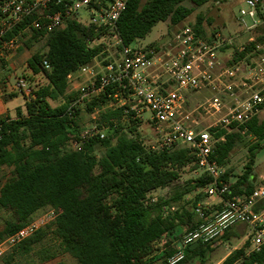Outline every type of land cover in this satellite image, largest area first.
Returning a JSON list of instances; mask_svg holds the SVG:
<instances>
[{"label":"trees","instance_id":"1","mask_svg":"<svg viewBox=\"0 0 264 264\" xmlns=\"http://www.w3.org/2000/svg\"><path fill=\"white\" fill-rule=\"evenodd\" d=\"M141 1L128 0L116 24L115 34L124 46L144 39L159 22L177 25L184 21L193 10L183 6L184 2L201 7L208 0H146L144 4ZM202 23L203 18L198 16L189 27L205 38ZM260 32L255 43L263 44L264 29ZM26 37L27 49L45 38L46 51L33 53L27 65L46 83L31 89L24 111L14 118H0V169H11L10 177L0 186V210L8 214L0 224V243L25 226L40 209H53L55 218L48 227L37 230L5 253L1 264H15L16 255H28L50 227L63 250L78 264H144L156 243L168 234L171 239L162 256L167 264L178 248L179 241L173 244L174 239L199 225L192 210L186 208L184 197L205 187L209 179L203 176L189 180L175 187L168 198H149L150 192L169 188L178 181L184 167L196 169L192 154L183 147L151 151L136 133L141 123L122 122V108L101 110L106 102L104 97L91 102L86 110H100L98 122L115 126L105 139L91 141L81 151L67 149L68 141L77 136L80 128L79 111L67 114L73 98L67 93V76L99 56L113 42V34L72 20L49 34L31 31ZM102 37L109 42L101 41ZM254 45L249 44L246 52L238 53L236 60L248 59ZM49 101L58 104L52 107ZM215 131L217 138L223 137L215 149L220 167L237 143L249 137L254 139L247 146L250 160L245 171L229 185L232 195L249 194L254 190L251 165L264 147V117L255 116L244 126L231 127L229 131ZM96 148L103 150L99 157L94 154ZM221 180L227 183V172ZM200 199L201 195H196L191 207ZM246 233V225L229 227L216 239L217 245L240 240ZM197 243L193 249L190 245L184 247V257L176 264H191L194 260L206 264L214 249L213 242ZM247 247L248 242L231 251L220 264H264V248L247 253Z\"/></svg>","mask_w":264,"mask_h":264},{"label":"built area","instance_id":"2","mask_svg":"<svg viewBox=\"0 0 264 264\" xmlns=\"http://www.w3.org/2000/svg\"><path fill=\"white\" fill-rule=\"evenodd\" d=\"M127 2L0 0V63L19 50L23 35L31 31L49 34L72 20L84 24L78 17L82 10L87 11L90 22L84 25L113 34V42L91 63L67 76V93L73 96L67 114L79 111V119L87 105L104 97L106 102L101 110L122 108V122H145L152 127L156 138L148 147L151 151L189 149L196 166L193 172L197 178L209 179L205 187L196 189L201 199L192 212L199 222L198 228L213 227L216 235L234 225H246L247 253L260 252L264 248V187L254 188L247 195L231 194L229 185L221 180L224 170L215 160L216 144L223 140L222 136H215V129L229 131L231 127L244 126L264 109V43H255L260 29H264V0H242L244 5L237 18L242 31L234 36L205 39L186 26L166 51L122 45L115 34L116 24ZM249 44L255 45L250 48L248 59L236 60ZM227 50L231 55L224 59ZM43 66L48 68L45 61ZM14 87L29 100L32 88L24 78L16 79ZM200 92L207 93V97L196 106L198 113L192 118L190 111L184 110L186 96ZM146 110L150 112L147 119ZM99 112L95 108L89 113L91 121L86 125L78 120V134L67 143L71 151H81L91 141L105 139L115 126L100 124ZM202 115L213 116V123L203 126L199 119ZM54 217L31 219L6 237L0 243V258ZM196 233L192 229L181 235L178 252L167 263L183 258V248L198 242L189 238ZM169 239L168 234L162 236L155 250L160 248L158 251L164 252Z\"/></svg>","mask_w":264,"mask_h":264},{"label":"rangeland","instance_id":"3","mask_svg":"<svg viewBox=\"0 0 264 264\" xmlns=\"http://www.w3.org/2000/svg\"><path fill=\"white\" fill-rule=\"evenodd\" d=\"M146 0H142L141 4H144ZM242 0H208L206 4H204L201 7H194L189 2H184L183 6L187 8H192V13L188 18H186L184 21L177 25H171L168 21L166 22H159L157 23L151 30V32L142 40H138L135 43H133L131 46L134 48H144V47H156L160 50H168L170 45L173 43L176 34L183 29L186 26H192L196 23L197 17L201 16L203 18L202 28L204 31L205 38L214 37L215 35H220L224 38H229L231 36H234L235 34L242 31L237 18H238V11L240 8L243 7ZM78 20L81 21L84 24H88L90 22L89 13L85 10H82L79 13ZM26 36H28L26 34ZM22 37V40L20 41L21 47L17 52H15L14 60L15 63H13V67L15 68L13 71H6L8 70L7 67H5V71L0 74L1 77H4L6 81H14L17 78H24L27 85L31 88L36 87L38 85H43L46 83L45 79L42 78H35L31 80V77L28 76L25 72H23L26 68V63L28 58L35 52L43 53L46 51V45H45V38L41 39L38 43H35L30 49L25 48L24 42L26 41L27 37ZM101 41L104 43H108L109 40L107 38L102 37ZM230 51H224V59L230 58ZM246 63H248V60H245ZM19 67L18 69L16 68ZM18 71V72H17ZM17 72V74H15ZM15 82V81H14ZM15 84V83H14ZM207 97V93L200 92L195 94H188L186 96V103L184 110L190 111L191 117L194 118L197 115V111H195L196 106L203 102L205 98ZM20 102H22L21 98H18ZM50 105L52 107H55L58 102L49 101ZM15 113L12 112V116H14ZM259 118L264 117V109L258 114ZM145 119L150 117V112L148 110L145 111L144 114ZM80 122L83 125H86L91 120L89 113L86 109H83L82 112H80ZM202 122L203 126L211 125L214 121L213 116H204L202 115L201 118H199ZM136 133L140 136L142 139L145 147H149L155 142L156 135L152 129V127L142 122L137 130ZM254 142V139L249 137L243 139L242 142H239L235 145L233 150L228 156V159L223 165L224 172L228 173V181L227 185H230L236 181V179L243 174L245 171L246 165L249 163V152L247 149V146ZM67 149L68 146H67ZM70 150V149H69ZM103 150L101 148H96L94 151V154L96 157H99L102 154ZM10 171L11 169L8 167H2L0 169V186L2 183H4L9 177H10ZM194 170L191 169V166H186L180 171V178L178 181H176L171 187L164 188V189H157L148 194L149 198L156 199L158 197L162 198H168L170 197L172 190L180 185H183L189 180H195L197 179L196 174L193 172ZM251 175H253V186L254 188L257 187H264V147L258 151V153L255 156V159L251 165ZM198 195L197 191L195 190L193 193H190L184 197V202L188 203L186 208L191 211L192 210V204L194 197ZM175 208H172V210ZM53 213V214H52ZM48 215H54L55 212L53 209L46 207L43 209L38 210L35 212L31 219L48 216ZM8 218V214L0 210V224L3 223L4 220ZM55 218V217H54ZM54 218H51L49 222L43 226L41 229L48 227L51 222L54 221ZM197 233L196 236H191L192 240H197L203 244H207L209 242H213V251L207 256L206 264H216L220 263L222 259L231 251L235 249H239L244 245V238L240 240L232 239L228 242H223L217 245L218 240L221 236V234L227 230L228 228L224 229L221 232H218V234H215L213 227H201L194 228ZM54 228L50 227L46 230V235L43 238V240L36 245H34L32 251L28 255H16L14 258L15 264H53L56 262H62L64 264H78V262L72 258L68 253H66L58 238L54 234ZM180 237V236H179ZM174 239V242L180 241V238ZM207 239V240H205ZM185 240V238H183ZM191 240V241H192ZM11 249L6 250L5 253H9ZM160 250V248H157L154 251H151L147 257L144 259V264H164L163 263V253ZM166 250V249H165ZM178 252V249L176 253ZM183 257H184V251ZM3 254V255H4ZM183 259V258H182ZM177 263V262H176ZM172 263V264H176ZM1 264V260H0ZM170 264V263H167ZM191 264H198V261L194 260L191 262ZM237 264H240L238 262Z\"/></svg>","mask_w":264,"mask_h":264},{"label":"crops","instance_id":"4","mask_svg":"<svg viewBox=\"0 0 264 264\" xmlns=\"http://www.w3.org/2000/svg\"><path fill=\"white\" fill-rule=\"evenodd\" d=\"M14 58L15 56L13 55L9 57L6 62L0 63V74L5 71L4 69L5 67L8 68V70L6 71H10V72L15 69L13 67V63H15ZM16 68L18 69L19 67L16 66ZM17 72H15V74H17ZM23 72H25L28 76H30L31 80L35 78L45 79L43 76L39 74L34 75L30 70V68L28 67L27 63H26V68ZM14 81L12 82L6 81L4 77L0 76V118L2 117L14 118L16 117V114L18 112L24 111V105L27 100L20 92L16 90V88L14 87V83H15ZM18 98H21L22 102H20ZM12 112H14L15 115L11 117ZM178 247H180L179 244ZM216 264H220V263L218 262Z\"/></svg>","mask_w":264,"mask_h":264},{"label":"water","instance_id":"5","mask_svg":"<svg viewBox=\"0 0 264 264\" xmlns=\"http://www.w3.org/2000/svg\"><path fill=\"white\" fill-rule=\"evenodd\" d=\"M196 246H197V243H193V244L190 245V249H193Z\"/></svg>","mask_w":264,"mask_h":264}]
</instances>
